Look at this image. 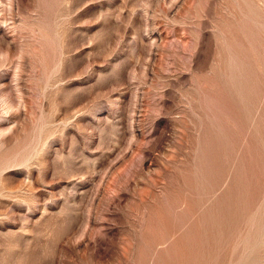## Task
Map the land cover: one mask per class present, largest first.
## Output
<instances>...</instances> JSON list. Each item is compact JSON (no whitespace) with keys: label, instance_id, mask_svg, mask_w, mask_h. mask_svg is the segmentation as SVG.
Instances as JSON below:
<instances>
[{"label":"rangeland","instance_id":"rangeland-1","mask_svg":"<svg viewBox=\"0 0 264 264\" xmlns=\"http://www.w3.org/2000/svg\"><path fill=\"white\" fill-rule=\"evenodd\" d=\"M0 264H264V0H0Z\"/></svg>","mask_w":264,"mask_h":264}]
</instances>
